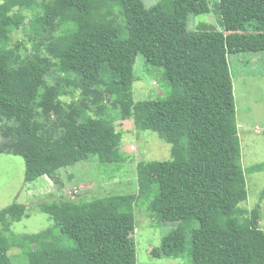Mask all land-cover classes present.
Wrapping results in <instances>:
<instances>
[{"label":"trees","instance_id":"trees-1","mask_svg":"<svg viewBox=\"0 0 264 264\" xmlns=\"http://www.w3.org/2000/svg\"><path fill=\"white\" fill-rule=\"evenodd\" d=\"M215 10L219 30L192 25L208 0H0V155L22 157L25 183L58 184L63 169L90 159L125 161L124 120L170 145L169 160L137 164L136 195L85 202L77 189L40 203L46 230L17 233L26 206L1 210L0 264H136L142 197L150 215L178 224L153 257L185 252L189 231V264H264V189L243 206L229 60L264 50V0H217ZM138 57L164 98L135 99Z\"/></svg>","mask_w":264,"mask_h":264},{"label":"rangeland","instance_id":"rangeland-1","mask_svg":"<svg viewBox=\"0 0 264 264\" xmlns=\"http://www.w3.org/2000/svg\"><path fill=\"white\" fill-rule=\"evenodd\" d=\"M143 1L146 7H151L158 0ZM208 4L210 12L195 16L192 25H204L219 30L221 26L217 22L219 17L215 10L217 0H208ZM14 36L22 37L18 33ZM229 60L235 120L248 194L243 206L251 209L258 203L264 189V168L253 173L245 171L253 165L264 164V50L232 55ZM142 62L141 57H138L137 66L140 68V74L144 75H141L142 83L135 81L133 84L135 99L164 98V92L158 95L159 92L156 93L151 87V77L142 71L144 68ZM121 124L116 130L122 134L121 153L125 161L106 164L90 159L78 163L60 172L58 184L45 176L27 184L24 182L25 165L22 157L0 155V211L13 203L25 205L27 208L28 217L13 224V231L33 234L51 227L52 220L39 210V204L52 203L60 196H69L71 191L76 192L77 189L78 196L85 202L109 195L138 194L137 164L169 160L170 145L152 132L137 130L132 120H124ZM70 175L72 177H69ZM261 206L264 211V199ZM148 207V200L142 197L138 199L133 211L135 229L131 236L135 244L136 264H189L187 259L191 247L189 231L186 235L188 242L185 252L175 257L160 259L151 255V251L160 246L162 238L177 229L178 224L158 220L157 217L150 215ZM261 228L264 229V218L261 220ZM11 253H16V250ZM13 262L15 263V260Z\"/></svg>","mask_w":264,"mask_h":264}]
</instances>
